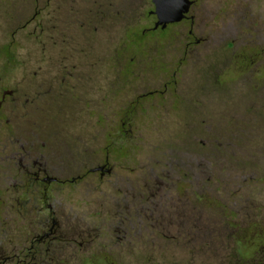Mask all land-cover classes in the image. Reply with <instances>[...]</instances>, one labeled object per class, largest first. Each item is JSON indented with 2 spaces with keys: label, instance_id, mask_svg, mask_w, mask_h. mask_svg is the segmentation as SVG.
Instances as JSON below:
<instances>
[{
  "label": "rangeland",
  "instance_id": "obj_1",
  "mask_svg": "<svg viewBox=\"0 0 264 264\" xmlns=\"http://www.w3.org/2000/svg\"><path fill=\"white\" fill-rule=\"evenodd\" d=\"M148 8L150 0H0V53L9 43L11 56V61H6L0 54V87L14 90L6 105L14 112L5 126L9 133L15 129L50 144L52 138L62 139L63 146L57 147L60 155L66 152L64 148L73 152L72 137L80 150L89 148V162L93 165L100 159L105 143L116 134V114L140 92L161 88L160 62L168 70L178 68L174 94L180 97V104H190L195 99L193 86L201 84V79L194 78L199 74L203 93L223 91V98L227 96L230 81H226L225 74L216 80V74L225 72L230 55L243 49L241 44L236 48L237 40L231 48L226 45L231 35L249 42L246 52L264 46V0H199L192 8L193 31L207 40L187 54L182 40L188 26L183 22L143 34L136 26L125 34L129 27L147 20ZM170 38L169 43H159ZM148 41L158 43L146 45ZM116 49L123 56L122 76ZM181 57L183 62L179 63ZM257 64L264 65V60ZM254 68H249L237 82L240 94L250 92L249 101L236 107L225 105L218 117L214 118L213 111L207 108L209 115L202 114L196 124L193 119L181 120V116H190L188 105L182 106L180 116L177 109H172L173 99L168 98V93L162 101L146 100L144 114L129 111L125 119L135 130L126 143L134 151L124 158L109 152V162L114 167L111 174L103 180L87 177L69 191L72 203L64 205L74 217L83 215L87 208L84 200L90 199L91 220L97 223V200L104 201L106 244L111 246L110 256L119 260L118 264H232L244 254L247 236L243 228L249 216L242 198L249 194L264 202V184H241L249 176L264 180V73L255 74ZM73 69L80 76L89 72L90 97L85 107L83 82L80 80L76 90L68 84L66 93L60 95L76 102L72 113L65 104L53 103L58 72ZM103 75L105 81H101ZM123 81L128 88L120 90ZM158 102L162 103L160 107ZM137 103L133 108L139 109ZM103 112L105 124L98 119ZM15 136L14 131L12 137ZM180 150L187 154L191 177L187 184H203L202 201L195 200L193 188H188L186 219H171L169 227H157L151 220H123L121 245L115 247V211L121 208L114 201L116 185L142 184L150 168L164 164L169 153L171 161L176 160L172 153L179 154ZM117 151L123 154L122 147ZM200 151L201 166L196 155ZM230 161L234 168L231 173ZM230 175L235 184V203L231 206L230 185L225 190L214 189L218 180L230 184ZM67 195L66 189L58 193V197ZM229 209L231 218L226 216ZM75 257L78 260L81 256L77 253Z\"/></svg>",
  "mask_w": 264,
  "mask_h": 264
},
{
  "label": "flooded vegetation",
  "instance_id": "obj_2",
  "mask_svg": "<svg viewBox=\"0 0 264 264\" xmlns=\"http://www.w3.org/2000/svg\"><path fill=\"white\" fill-rule=\"evenodd\" d=\"M151 8L146 9L147 20L145 22L136 23L129 27L125 34L138 26L139 34L145 33L151 29H164L168 25L172 27L179 23H184L188 26L186 36L182 40L185 54L191 49L197 47L206 37H198L194 34L195 16L192 13V8L198 4L199 0H190L188 11L179 21L168 22L164 27L161 24L155 26L157 15L154 12L155 4L150 0ZM148 22V24H147ZM234 35V33H232ZM125 36V35H124ZM123 39V38H122ZM118 49L121 47V42ZM162 41L159 43H169ZM237 40L236 48L241 44L243 49L238 53L230 55V62L226 67L225 72L217 73L216 80L221 75L227 76L226 81H230V86L223 98V91L207 94L202 91L201 75H195L194 78L201 79V84L194 85L195 99L190 103L180 104V97L175 95L178 82V68L168 70L167 65L162 64L160 74L163 76L161 88H152L147 91L140 92L116 114V123L118 129L116 134L105 143L100 150L102 155L98 161L90 165L89 148L83 147L81 150L75 140L70 139L73 147V152H69L66 148L64 154L60 155L57 152L59 145L63 146L62 139L52 138L53 143L42 138L31 139L24 132L14 131L17 136L12 137L9 129H6V123L10 122L11 114L10 107L6 106L7 98L13 96V88L0 87V264H118L119 260L111 257L112 248L107 245V234L105 229L104 218L102 217L104 201L99 198L97 200V223L91 220L90 199L84 200L87 205L86 211L81 217H74L70 208L64 205L67 202L72 203V198L69 196L74 186L85 178L93 176L99 180H103L107 175L113 172V165L109 162V152H113L115 157L124 158L128 153H132L128 149L126 143L127 138L133 135L134 127H131L125 119L129 111L136 110L137 113H143V104L149 98L164 100L166 94L168 98L173 99V110L180 111L183 105H188L189 114L181 116V120L193 119L192 123L196 124L198 119H202V114H208L205 109L213 111V116L218 117V114L224 110L225 105L236 107L242 104L244 100L248 102L250 92L245 91L242 95L238 92L237 82L239 78L249 68L256 73H264V65H255L264 57V46H258L252 52H246L248 41L240 40L231 35L230 41L226 43L228 47H233L234 41ZM157 42V41H156ZM148 41L146 43H156ZM241 42V43H240ZM158 43V42H157ZM144 45V51L145 46ZM116 54L120 59V70L122 76L123 56ZM6 61H11L9 54V43L3 45L1 51ZM183 62L181 57L178 61ZM166 65V66H165ZM255 65V66H254ZM137 72V70H135ZM133 73V72H132ZM169 74V75H167ZM138 77V74H137ZM165 77V79H164ZM80 80L83 82V88L86 93L84 101L85 107L89 106L90 97V74L87 72L80 76L75 69L58 72L56 83L57 96L53 104H65L72 110L75 108L76 102L70 100L68 96L62 97L60 93L65 92L70 84L71 90H76ZM105 81V75L101 76V81ZM237 80V81H236ZM193 80L191 79V82ZM224 81V82H226ZM104 83V82H103ZM120 90L128 88V84L119 85ZM66 93V92H65ZM89 96V97H88ZM244 97V99H242ZM140 103V107H134V104ZM137 103V104H138ZM161 106V102L157 103ZM205 105V107L203 106ZM16 107V106H15ZM89 114V110L87 111ZM103 114V115H102ZM99 114L98 119L101 124H105V113ZM144 114V113H143ZM18 115H22L18 112ZM20 118V117H19ZM212 118V119H214ZM136 121V120H135ZM183 121V122H184ZM181 143H184L182 140ZM185 145V144H183ZM123 150V154H118L117 147ZM66 149V150H65ZM169 153L164 164L150 168L146 180L141 184H117L115 203L121 208L115 211L116 221L114 227L115 247L121 245V223L123 220L136 219L138 221L151 220L153 225L167 226L171 225V219L185 220L187 216L186 199H188V188H193L195 200L202 201L204 198L202 192L203 184H187V178L191 179L186 166V151L180 150L179 154L172 155L176 160L170 159ZM199 157L198 165L201 166L200 158L203 156V151L196 152ZM244 155V154H243ZM248 162H251L247 156ZM198 169V177L201 176ZM234 170L230 161V173ZM192 182V181H191ZM224 181L218 180V184H214V189H227L230 185V206L234 204V188L233 177L230 175V184H223ZM225 183V182H224ZM241 184H264V180L260 177L255 178L249 176L243 180ZM194 185V186H193ZM100 188V187H99ZM98 188V189H99ZM66 189L68 195L66 197H58V193ZM125 203V208L122 209V204ZM242 203L246 210L248 223L243 228L244 235L247 236V244L243 247V255L238 256L232 264H264V202H258L249 194L242 198ZM226 216L232 217V212L229 209ZM200 215V213H198ZM184 226L182 224L181 228ZM157 241V240H155ZM184 242V241H183ZM169 247V245L167 246ZM169 250V249H168ZM80 254V258L76 260L75 255ZM115 258V259H114Z\"/></svg>",
  "mask_w": 264,
  "mask_h": 264
},
{
  "label": "water",
  "instance_id": "obj_3",
  "mask_svg": "<svg viewBox=\"0 0 264 264\" xmlns=\"http://www.w3.org/2000/svg\"><path fill=\"white\" fill-rule=\"evenodd\" d=\"M155 4L154 12L157 15L155 26L161 24L162 27L168 22L179 21L188 11L190 0H153Z\"/></svg>",
  "mask_w": 264,
  "mask_h": 264
}]
</instances>
